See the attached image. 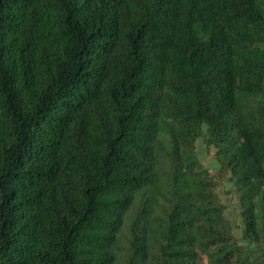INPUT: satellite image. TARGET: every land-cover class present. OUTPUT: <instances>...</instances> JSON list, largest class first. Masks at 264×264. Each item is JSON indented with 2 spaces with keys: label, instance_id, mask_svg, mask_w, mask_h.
<instances>
[{
  "label": "trees",
  "instance_id": "obj_1",
  "mask_svg": "<svg viewBox=\"0 0 264 264\" xmlns=\"http://www.w3.org/2000/svg\"><path fill=\"white\" fill-rule=\"evenodd\" d=\"M163 127L168 202L157 228L144 202L127 264H264V0H0V264H116Z\"/></svg>",
  "mask_w": 264,
  "mask_h": 264
},
{
  "label": "rangeland",
  "instance_id": "obj_2",
  "mask_svg": "<svg viewBox=\"0 0 264 264\" xmlns=\"http://www.w3.org/2000/svg\"><path fill=\"white\" fill-rule=\"evenodd\" d=\"M247 108L255 110L257 108V102L253 99H247L244 104ZM167 118V117H166ZM172 141L169 132L162 128L158 142V153L160 162L158 165L159 176L155 185L149 187L143 196H139L136 200V204L130 214L126 217L124 226L119 235L115 251L117 255L116 264H127L128 253L130 249V228L133 220L139 216L138 212L143 207L146 200L149 199L150 208V220L154 228H157L160 224L159 217H163V207L168 201L165 200L164 195H168L170 191V178H171V159L169 158V152L171 150ZM195 154L198 157L200 164L209 172L215 173L219 170L220 164L215 158V148L208 147L204 137H199L194 145ZM218 197L223 205V217L226 222H229L232 227V233L235 240L238 243V247L243 248L251 258H256L258 252L254 245H247V242L243 240L245 225L242 216V208L240 203L239 194L234 184L226 182L225 186L218 190ZM150 243V259L153 260L157 254L155 249V242L151 239ZM204 262L208 261V258L203 254Z\"/></svg>",
  "mask_w": 264,
  "mask_h": 264
}]
</instances>
